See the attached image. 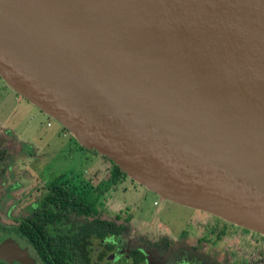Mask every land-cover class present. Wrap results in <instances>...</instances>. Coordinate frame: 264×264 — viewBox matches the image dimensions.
I'll list each match as a JSON object with an SVG mask.
<instances>
[{"label":"water","instance_id":"obj_1","mask_svg":"<svg viewBox=\"0 0 264 264\" xmlns=\"http://www.w3.org/2000/svg\"><path fill=\"white\" fill-rule=\"evenodd\" d=\"M0 77L148 189L264 234L190 200L264 223V0H0Z\"/></svg>","mask_w":264,"mask_h":264},{"label":"rangeland","instance_id":"obj_2","mask_svg":"<svg viewBox=\"0 0 264 264\" xmlns=\"http://www.w3.org/2000/svg\"><path fill=\"white\" fill-rule=\"evenodd\" d=\"M79 145L67 128L14 92L0 77V218L26 214L57 176L62 175V181L80 193L108 176L111 160ZM98 207H103L101 214L106 218L130 215L134 232L149 239L164 230L166 235H178L192 216L201 214L130 176L109 194H102ZM252 231L244 238L225 237L224 244L232 247L228 250L231 253L221 255L220 260L241 264L246 256L251 264H264V236ZM187 256L185 252L178 264H204L202 259L190 262ZM122 259L120 253L112 257L110 252L107 262L100 264H120Z\"/></svg>","mask_w":264,"mask_h":264},{"label":"flooded vegetation","instance_id":"obj_3","mask_svg":"<svg viewBox=\"0 0 264 264\" xmlns=\"http://www.w3.org/2000/svg\"><path fill=\"white\" fill-rule=\"evenodd\" d=\"M47 187L41 198L46 193ZM40 200L24 215H12L6 219L0 218V264H51V260L54 261V264H59L56 245L60 246L62 238L69 240L66 245L68 251L66 264H78L79 252L76 238L78 224L82 219L74 218L53 225H45L47 231L43 230L44 233L40 234L41 244L39 247L35 246L30 238L21 232L22 222L26 220L27 215L39 207ZM125 217L103 218L114 220L117 223H124ZM220 224L219 219L202 217L199 214L195 217L192 216L178 235H166L164 230L158 237L149 239L146 235L135 233L133 228L129 238L117 234H109L98 238L89 233L82 241L87 259L85 264L107 262L110 252L112 257L116 253L122 255L123 259L120 264H178L183 261L185 252L188 254V261L193 263L195 260L200 262L199 260L202 259L201 261L204 264H225L224 260H220V257L231 253L228 250L232 247H227L224 244V238H232L233 236L224 235L221 239L216 240L209 238L212 231H220L222 227V224ZM247 234L248 232L235 236L244 238ZM255 234H260L261 237L264 236L261 233ZM162 236L169 240V244L165 249L160 246L161 244H156ZM95 241L97 242L96 245ZM183 249L187 250L183 251ZM240 262L241 264H251L252 261L244 256ZM237 264L240 263L237 262Z\"/></svg>","mask_w":264,"mask_h":264},{"label":"trees","instance_id":"obj_4","mask_svg":"<svg viewBox=\"0 0 264 264\" xmlns=\"http://www.w3.org/2000/svg\"><path fill=\"white\" fill-rule=\"evenodd\" d=\"M79 147L82 148L81 145H79ZM126 177V173L112 162V168L108 176L97 185H90L85 193H80L75 188L65 184V182L62 181V175L57 176L49 183L46 193L40 200L39 207L25 217L26 220L23 221L20 226L21 232L27 235L35 246L39 247L41 244L40 234L47 231L45 225H53L74 218L82 219L78 224L76 243L79 252V257H77L78 264H85L87 259L82 241H84L87 234L92 233L98 238L109 234H117L129 238L130 234H132V217L130 215L125 217L124 223H117L114 220L103 218L101 214L103 207L97 208L98 198L105 192L109 194L112 189L117 188ZM197 211H201L202 217L206 216L212 219H219L222 227H224L222 228L220 226L221 229L218 232L212 231L209 237L211 240L221 239L224 235L234 236L252 231L251 229L226 221L207 211L201 209H197ZM47 242L49 241L47 240ZM68 243L69 240L62 238L60 246L58 244L56 245L59 264H66L65 260L68 256L66 245ZM156 244H161L160 246L165 249L169 244V240L165 238V236H162L161 240L157 241ZM50 262L54 264V261L51 260Z\"/></svg>","mask_w":264,"mask_h":264},{"label":"bare ground","instance_id":"obj_5","mask_svg":"<svg viewBox=\"0 0 264 264\" xmlns=\"http://www.w3.org/2000/svg\"><path fill=\"white\" fill-rule=\"evenodd\" d=\"M129 172H131L132 174H134L137 178L142 179L139 175H136L133 171L127 169ZM191 201L195 202L196 205L201 206V207H205L208 209H211L217 213H220L222 215H225L229 218H233L236 219L240 222H243L249 226H252L258 230H260L261 232L264 233V223L257 221L256 219L250 218V217H244L242 215H240L239 212L235 211L234 209L230 208V207H226V206H222V205H218L217 203H213L210 201H206V202H202L199 201L195 198H190Z\"/></svg>","mask_w":264,"mask_h":264},{"label":"crops","instance_id":"obj_6","mask_svg":"<svg viewBox=\"0 0 264 264\" xmlns=\"http://www.w3.org/2000/svg\"><path fill=\"white\" fill-rule=\"evenodd\" d=\"M15 92V91H14Z\"/></svg>","mask_w":264,"mask_h":264}]
</instances>
